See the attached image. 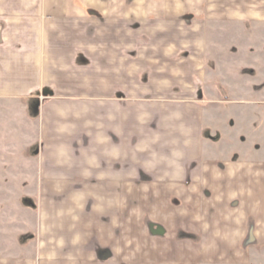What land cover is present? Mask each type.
<instances>
[{
  "label": "crops",
  "instance_id": "1",
  "mask_svg": "<svg viewBox=\"0 0 264 264\" xmlns=\"http://www.w3.org/2000/svg\"><path fill=\"white\" fill-rule=\"evenodd\" d=\"M210 24L264 54V0H0V102L38 106L14 148L35 151L38 195L0 264H264V160L203 150ZM180 54L183 73L149 66ZM241 66L217 103L263 109L264 64Z\"/></svg>",
  "mask_w": 264,
  "mask_h": 264
},
{
  "label": "rangeland",
  "instance_id": "2",
  "mask_svg": "<svg viewBox=\"0 0 264 264\" xmlns=\"http://www.w3.org/2000/svg\"><path fill=\"white\" fill-rule=\"evenodd\" d=\"M209 26L210 41L215 48L212 47L209 55L205 54L210 71L205 72L208 79L201 93L203 99L208 102L198 105L203 107L201 108L202 133L206 141L203 150L207 158L214 160L231 159L239 162L249 158L264 160V105H260L263 109L259 110L253 108L254 105L217 103V100L222 98L221 95L227 94L220 85L218 88L220 82L217 80L222 75L225 76L224 78L227 77L224 67L233 68L242 65L243 68L255 67L256 64L263 65L264 54H259L260 51L254 55L248 54V38L244 36L238 25L210 24ZM255 38L258 45L255 43L253 45L259 50L261 44L259 40L264 38L263 28L255 31ZM231 44L237 48L231 49ZM238 50L239 54L236 53ZM232 51H234L233 55H231ZM174 60L176 62H166L165 65L153 60L149 66L158 75H165L167 66L171 68L177 66L178 69L181 67L183 73L184 61L187 57L180 54V57ZM152 71L148 70L145 74H140V77L147 79L148 72L152 74ZM180 76L183 79L182 74ZM227 79L230 78L227 77ZM242 91L243 88L238 90V92ZM261 91L264 92V88H261ZM199 99L202 100L201 97ZM37 111L38 106L33 102L29 105L21 100L0 102V250L11 249V245L25 237L27 235L25 231L29 229L26 228L29 224L28 211H26L29 205L26 201L30 198L28 195H38V184L34 182V179L31 180V175L35 171L36 160L32 158L35 151L16 152L14 148L25 149L33 145L37 129L30 119L37 117ZM254 113L261 118L256 126L260 128L256 136L252 128ZM26 158L27 162H21Z\"/></svg>",
  "mask_w": 264,
  "mask_h": 264
}]
</instances>
